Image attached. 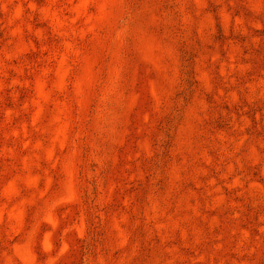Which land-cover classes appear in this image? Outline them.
Returning <instances> with one entry per match:
<instances>
[{"label":"rangeland","instance_id":"374dc122","mask_svg":"<svg viewBox=\"0 0 264 264\" xmlns=\"http://www.w3.org/2000/svg\"><path fill=\"white\" fill-rule=\"evenodd\" d=\"M0 264H264V0H0Z\"/></svg>","mask_w":264,"mask_h":264}]
</instances>
